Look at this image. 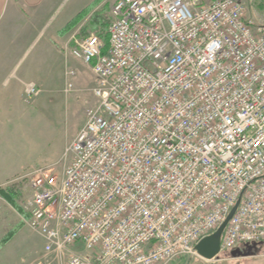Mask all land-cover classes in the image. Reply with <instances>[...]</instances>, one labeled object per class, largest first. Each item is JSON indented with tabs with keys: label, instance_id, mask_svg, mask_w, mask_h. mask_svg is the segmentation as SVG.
Here are the masks:
<instances>
[{
	"label": "built area",
	"instance_id": "1",
	"mask_svg": "<svg viewBox=\"0 0 264 264\" xmlns=\"http://www.w3.org/2000/svg\"><path fill=\"white\" fill-rule=\"evenodd\" d=\"M264 0H116L108 40L73 36L98 105L61 173L26 176L23 264H171L226 226L221 252L264 244ZM65 73V94L74 90ZM34 84L25 95L38 97ZM205 260V259H204Z\"/></svg>",
	"mask_w": 264,
	"mask_h": 264
},
{
	"label": "rangeland",
	"instance_id": "2",
	"mask_svg": "<svg viewBox=\"0 0 264 264\" xmlns=\"http://www.w3.org/2000/svg\"><path fill=\"white\" fill-rule=\"evenodd\" d=\"M115 1L52 0L38 16L25 13L22 17L8 18L0 31V58H5L6 64L3 72L6 76L13 73L8 79L10 87L18 86L19 79L28 81L24 84L23 105L32 104L28 128L36 144L34 162L38 168L53 167L57 174L62 172L66 147L83 127L86 110L98 105L92 91L96 78L89 66L71 54L70 41L74 35H106ZM247 19L264 20V5L251 4ZM71 70L76 72L70 80L74 90L65 94V73ZM27 84H34L40 95L28 98ZM26 175L18 178L4 194L0 193L3 195L0 232L6 233L5 240L0 241V264L30 262L43 250L42 239L26 224L32 201ZM8 203L15 211H10ZM234 252L222 251L214 261L184 257L171 264H252L239 261Z\"/></svg>",
	"mask_w": 264,
	"mask_h": 264
},
{
	"label": "crops",
	"instance_id": "3",
	"mask_svg": "<svg viewBox=\"0 0 264 264\" xmlns=\"http://www.w3.org/2000/svg\"><path fill=\"white\" fill-rule=\"evenodd\" d=\"M50 2L52 0H0V31L11 17H22L25 13H34L38 16L40 12L46 10ZM5 66V58H0V193L2 194L8 187H12L18 178L38 168L34 162L36 144L28 128L32 104L27 102L28 106L23 105L24 84L28 81L19 79V85L14 84L11 88L12 84L8 79L13 73L6 76L3 72ZM2 194L0 200H3ZM7 205L10 211H15L12 205L9 203ZM5 238L6 233L0 232V241H4ZM232 251H235L233 254L239 261L264 264V244L257 245L253 249L243 246Z\"/></svg>",
	"mask_w": 264,
	"mask_h": 264
},
{
	"label": "water",
	"instance_id": "4",
	"mask_svg": "<svg viewBox=\"0 0 264 264\" xmlns=\"http://www.w3.org/2000/svg\"><path fill=\"white\" fill-rule=\"evenodd\" d=\"M238 205L232 210L226 221L220 226V228L211 236L203 239L197 246L196 251L199 256L207 261H214L216 257L221 253V240L222 235L229 221L236 212ZM249 249L257 247V245L247 246Z\"/></svg>",
	"mask_w": 264,
	"mask_h": 264
},
{
	"label": "trees",
	"instance_id": "5",
	"mask_svg": "<svg viewBox=\"0 0 264 264\" xmlns=\"http://www.w3.org/2000/svg\"><path fill=\"white\" fill-rule=\"evenodd\" d=\"M96 35L100 36V37L103 38L105 41L108 40V36H107V34H106V35L96 34Z\"/></svg>",
	"mask_w": 264,
	"mask_h": 264
}]
</instances>
